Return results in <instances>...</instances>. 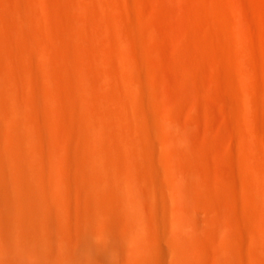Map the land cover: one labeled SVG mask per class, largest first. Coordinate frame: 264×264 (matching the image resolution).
Listing matches in <instances>:
<instances>
[{
  "label": "rangeland",
  "instance_id": "1",
  "mask_svg": "<svg viewBox=\"0 0 264 264\" xmlns=\"http://www.w3.org/2000/svg\"><path fill=\"white\" fill-rule=\"evenodd\" d=\"M91 228L264 264V0H0V264H99Z\"/></svg>",
  "mask_w": 264,
  "mask_h": 264
},
{
  "label": "bare ground",
  "instance_id": "2",
  "mask_svg": "<svg viewBox=\"0 0 264 264\" xmlns=\"http://www.w3.org/2000/svg\"><path fill=\"white\" fill-rule=\"evenodd\" d=\"M227 99L228 98H226V100H225V98H224V100L226 102H227ZM131 236H132V234H131ZM131 236H129V237H131ZM94 237H95L94 236V229L91 228V229L86 230V232L83 235V239H82V241L84 243H86L87 245L90 246L89 247L90 249L88 250V254L86 253L87 256L90 255V256H88L89 258L91 257L94 260V245L96 244V246L99 248V253L101 254V256H103V259L101 258L100 261H103L105 259V261H103L104 262L103 264H122L124 262V261L122 262V258L124 260V255H123V257L121 255L123 253V250L126 249V245L123 248V242L127 241V240L125 239L124 241H122V236L120 233L115 234V235L112 234L111 236L110 235H104V237H103L104 239H100V240H95ZM125 244H126V242H125ZM85 251H86V249H85ZM79 252H80V250H79ZM83 254L84 255H82V256L86 257V254L85 253H83ZM125 257H126V255H125ZM120 258H121V260H120L121 262H119ZM82 259H83V257H82ZM82 261H84V260H82ZM86 261H88V260H86ZM100 261L98 263L102 264V262L100 263ZM94 262H95V260L92 261V264H94ZM96 264H97V262H96Z\"/></svg>",
  "mask_w": 264,
  "mask_h": 264
}]
</instances>
